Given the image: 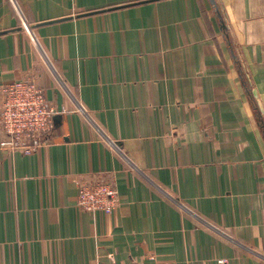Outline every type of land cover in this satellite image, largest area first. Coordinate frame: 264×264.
<instances>
[{
    "label": "crops",
    "instance_id": "crops-1",
    "mask_svg": "<svg viewBox=\"0 0 264 264\" xmlns=\"http://www.w3.org/2000/svg\"><path fill=\"white\" fill-rule=\"evenodd\" d=\"M21 78L61 112L0 146V264H264V0H0V99Z\"/></svg>",
    "mask_w": 264,
    "mask_h": 264
},
{
    "label": "built area",
    "instance_id": "built-area-1",
    "mask_svg": "<svg viewBox=\"0 0 264 264\" xmlns=\"http://www.w3.org/2000/svg\"><path fill=\"white\" fill-rule=\"evenodd\" d=\"M60 112L35 79L21 78L5 83L0 99L1 148L12 152L40 149L54 132L55 118ZM119 204V191L111 179L94 178L78 183L80 209L110 214ZM151 264L163 263L153 261Z\"/></svg>",
    "mask_w": 264,
    "mask_h": 264
},
{
    "label": "water",
    "instance_id": "water-1",
    "mask_svg": "<svg viewBox=\"0 0 264 264\" xmlns=\"http://www.w3.org/2000/svg\"><path fill=\"white\" fill-rule=\"evenodd\" d=\"M59 117H60V115H57V116H56V118H55V119H56V121L59 119Z\"/></svg>",
    "mask_w": 264,
    "mask_h": 264
}]
</instances>
